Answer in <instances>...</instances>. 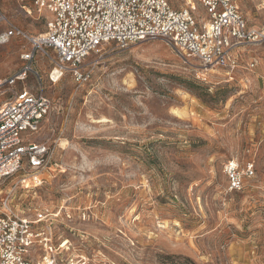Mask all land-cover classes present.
Instances as JSON below:
<instances>
[{"label":"rangeland","instance_id":"rangeland-1","mask_svg":"<svg viewBox=\"0 0 264 264\" xmlns=\"http://www.w3.org/2000/svg\"><path fill=\"white\" fill-rule=\"evenodd\" d=\"M260 1L236 0L247 24L264 29ZM0 10V30L46 29L33 0H0ZM29 47L19 38L0 45L1 77ZM239 53L227 73L161 39L111 43L86 57L82 84L69 74L50 82L38 54L51 104L35 139L53 153L42 170L1 179L0 201L28 219L47 209L67 264H264V39ZM25 84L38 85L32 76ZM9 97L6 89L0 103ZM228 160L240 171L253 165L240 190L228 189Z\"/></svg>","mask_w":264,"mask_h":264},{"label":"built area","instance_id":"built-area-1","mask_svg":"<svg viewBox=\"0 0 264 264\" xmlns=\"http://www.w3.org/2000/svg\"><path fill=\"white\" fill-rule=\"evenodd\" d=\"M185 2L175 9L168 0H33L38 12L48 14L43 33L30 36L14 25L1 29L0 45L19 38L30 47L20 52L16 72L0 76V95L10 90V97L0 103V180L20 170H42L53 153L50 144L35 139L51 104L36 69L38 54L50 64V82L69 74L82 84L90 75L83 66L86 57L111 43L124 48L161 39L207 69L230 73L240 66V47L264 39V29L247 24L236 0ZM258 7L264 9V0ZM4 20L0 10V24ZM255 65L251 59L245 66L253 69ZM30 76L36 88L25 84ZM18 83L24 84L16 88ZM252 166L249 162L240 171L237 161L226 162L230 191L243 187L244 178L253 175ZM49 215L43 208L35 211L34 219L23 218L7 199L1 200L0 264H67L60 257L64 243L54 245L51 230L45 226Z\"/></svg>","mask_w":264,"mask_h":264},{"label":"bare ground","instance_id":"bare-ground-1","mask_svg":"<svg viewBox=\"0 0 264 264\" xmlns=\"http://www.w3.org/2000/svg\"><path fill=\"white\" fill-rule=\"evenodd\" d=\"M32 180H37L35 177H31L30 179H29V181L31 182ZM67 242V241H66Z\"/></svg>","mask_w":264,"mask_h":264}]
</instances>
